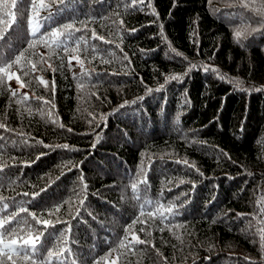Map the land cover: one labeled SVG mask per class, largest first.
Masks as SVG:
<instances>
[{
    "label": "trees",
    "instance_id": "16d2710c",
    "mask_svg": "<svg viewBox=\"0 0 264 264\" xmlns=\"http://www.w3.org/2000/svg\"><path fill=\"white\" fill-rule=\"evenodd\" d=\"M6 2L9 8L0 10V18L8 20L6 11L15 9ZM45 3L40 32L74 23L81 29L75 36L87 41V51L81 43L78 52L84 67L75 60L67 67L77 52L56 49L49 56L43 43L28 48L39 33L31 35L27 19L5 30L0 60L11 62L27 51L12 67V79L3 77L0 85V123L6 125L0 128V218L22 204L41 221L49 220L37 224L20 213L33 236L44 232L45 249L71 250L64 264H111L116 257L117 264H264V0ZM22 6L31 16L27 0ZM50 14L52 20L45 21ZM93 29L110 43L92 39ZM237 30L243 33L240 43ZM66 43L75 48L72 40ZM41 56L37 70L24 76L25 61ZM192 64L197 67L189 72ZM203 65L226 79L205 72ZM16 76L32 83L13 97ZM172 76L180 79L165 84ZM25 93L29 99L19 103ZM63 144L69 149L55 147ZM158 204L163 220L147 215ZM169 205L174 215L167 212ZM137 218L142 222L132 225ZM67 224L71 236L63 243L59 233ZM129 225L149 243L135 251L118 247Z\"/></svg>",
    "mask_w": 264,
    "mask_h": 264
},
{
    "label": "snow or ice",
    "instance_id": "6c2138e0",
    "mask_svg": "<svg viewBox=\"0 0 264 264\" xmlns=\"http://www.w3.org/2000/svg\"><path fill=\"white\" fill-rule=\"evenodd\" d=\"M65 0H61V3H64ZM25 3V0H11L10 7L12 9H15V11H6V15L10 17V19L5 20L0 18V24H4L5 28H0V41L6 40L5 37V30L8 27H11L14 23L19 24L21 23L22 19H27V22L30 26L31 29V35L33 37H37V34L39 33L38 39L33 40L28 42V48H33L35 47L36 43H43L44 46L48 47L50 49L49 56L55 53L56 49H61L63 52L68 53L70 50L77 52V55L70 56L69 59L67 60V67L71 69L72 67V61L75 60L76 63L80 66V68L83 70L84 67V62L83 60L80 59V56L78 54L80 44L84 43L85 45V51H87V41L84 39L83 36L76 37L75 33L81 31V29L75 27L74 23H67L63 24L59 27H54L52 28L51 31L45 33H41L40 29L43 27V25L40 22L39 18V12L43 8H47L48 5L45 3V0H27V3L29 7L31 8V16L27 15V9L23 7L22 5ZM139 4H144V0H131L132 5H137ZM19 5V6H18ZM148 7H151V4L149 3L147 5ZM175 7V4L173 5ZM243 7L247 8L249 7L248 4H244ZM9 8V5L7 4L6 0L5 3L0 5V10H7ZM256 11L261 12L262 9H257ZM153 14L155 15V9L153 8L152 10ZM45 21L52 20V15L50 14L48 17L44 18ZM123 23V22H121ZM262 24H264V21H261ZM87 25H85V28ZM162 27V26H161ZM135 31V29H133ZM243 35V33L239 30L235 31L234 33V38L236 39L237 43H240V38ZM161 36H163V32H161ZM63 37V39H61ZM92 39H99L101 41H104V37L98 36L96 31L93 29L92 30ZM72 40L73 44L75 45V48L69 49L68 44L66 41ZM105 43H110V41H104ZM172 52H174L177 56H182V53L177 52L175 48L171 49ZM25 49L24 51H21L19 55H17L11 62H5L0 60V64H3V66H0V85H3L4 80L3 77H7L8 80H11L12 77L15 75V73L11 72V69L14 65H20L22 59H24L25 56ZM93 51H96L95 48H93ZM122 51V49H121ZM95 58V57H93ZM125 60H128L129 58L127 55L124 56ZM186 59V58H185ZM44 60V57L41 56L39 60L36 62H33L31 60L25 61V64L23 65V68L26 69L23 71L24 76H28L31 72H35L37 70V64H39L41 61ZM60 60V67L65 66V60L64 57L61 56L59 57ZM108 62V61H104ZM130 62V61H129ZM197 65L192 64L188 71L190 72L192 69H195ZM49 68L52 69L53 72L57 71L58 69L53 67L51 63H49ZM203 70L205 72H213L216 73L219 76V79L225 80L226 77L224 75H220L218 73V70L215 69L214 67L210 65H203ZM82 75H90V73H81ZM188 72H185L184 75H187ZM39 84L44 85L46 88L48 87L49 82L44 80L42 77H36L35 78ZM169 79H175L179 80L180 76H172L170 78L165 79V84L168 83ZM16 81L17 84L19 85L18 89H11V95L13 97L17 96V92L19 89H23L26 86H31L32 81H28L27 83L23 82L21 80L20 76H16ZM53 85V90H54V85L55 81L52 82ZM78 87H83V84H78ZM164 85H160V88L156 89V91H160ZM239 90H244L243 88H240ZM260 89H257L259 91ZM148 92L153 91L152 89H147ZM36 99L43 100V97H35ZM29 99L27 93H25L22 98L18 101L19 103L26 102ZM142 99V97L140 98ZM45 104L51 103L50 101L44 100L43 101ZM127 103V102H125ZM55 105H52V108H54ZM121 107H124V105H121ZM49 115L51 116V112H49ZM95 119V117H93ZM101 119H104V117H101ZM53 123H56L57 121L55 119L52 120ZM91 123V121H90ZM61 128L64 127L63 124L59 125ZM0 128H6L5 124L0 123ZM67 131L71 132L72 129L69 128ZM20 135H23L21 133ZM99 139V137H97ZM37 143H43L42 141H37ZM45 147H49V145H44ZM55 147L58 148H64V149H69V145L63 144V145H56ZM95 147V145H93ZM224 156H227V153H223ZM230 158V157H229ZM39 159V157H37ZM71 163V161H69ZM177 163H180V161H177ZM183 163L188 166V161L184 160ZM194 167V165H191ZM143 171V169L141 170ZM198 171V170H197ZM202 175V173H201ZM81 182L83 183V188L82 192H86L87 190V183L84 182L85 178L83 174L80 177ZM146 183V181H143ZM183 183V181H181ZM133 190L136 189V184L132 185ZM43 191V189L41 190ZM39 193H37L38 195ZM27 195V193H25ZM3 198L0 197V200ZM84 201L81 200V205H83ZM9 205L7 203L3 204V209L6 211L8 209ZM163 206L162 205H157L155 208V211H149L147 215L149 217H155L159 216L161 220L164 219V213L162 211ZM59 211V207H55L54 211L51 214H54L55 212ZM168 213H172L173 215V206L169 205L167 208ZM20 213H28L29 216L37 224L43 223L44 225H48L50 223L49 220H43L41 221L39 218H37V214L35 212H29L26 207H24L22 204L19 206V210L16 212L9 213L8 215L4 216L3 218H0V257H6V260L10 262V264H17V259L20 261L24 262V264H53V261H57L58 264H64V260L66 259L65 253L70 252V249H65V248H60L58 251H53L52 249H45V242L41 241V237L44 236V232L41 231L37 235L33 236L32 233L35 231L31 225L29 224V221L26 218L20 217ZM141 216L145 215V212L143 209L141 210L140 213ZM20 217V218H18ZM59 222V221H57ZM137 222H142L139 221V218L137 220H133L132 225L136 224ZM215 222V221H214ZM26 226V227H21V226ZM132 225H129L125 229V238L124 240H121L118 247H124L128 248L129 250H137L136 245H143L146 243H149L145 240L140 239L139 236H137L133 231H132ZM71 224H67L65 229L62 230L59 233V240L62 241L63 243H67V240L71 236ZM165 227H169V230H171V227L169 225H165ZM163 230V229H161ZM143 231V229H141ZM21 233H26L25 235H21ZM51 235V233H49ZM131 236V239H128V236ZM5 237H8L6 240ZM261 240H262V247H264V230H261ZM127 241V242H125ZM39 244V247L37 246ZM42 252L44 254H42ZM119 260V257H116L111 261V264H117ZM0 264H5L4 259H0ZM96 264H101V261H96Z\"/></svg>",
    "mask_w": 264,
    "mask_h": 264
}]
</instances>
